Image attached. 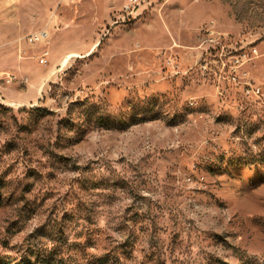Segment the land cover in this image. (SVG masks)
Instances as JSON below:
<instances>
[{
	"label": "rangeland",
	"instance_id": "obj_1",
	"mask_svg": "<svg viewBox=\"0 0 264 264\" xmlns=\"http://www.w3.org/2000/svg\"><path fill=\"white\" fill-rule=\"evenodd\" d=\"M140 1L0 0V264H264V0Z\"/></svg>",
	"mask_w": 264,
	"mask_h": 264
},
{
	"label": "built area",
	"instance_id": "obj_2",
	"mask_svg": "<svg viewBox=\"0 0 264 264\" xmlns=\"http://www.w3.org/2000/svg\"><path fill=\"white\" fill-rule=\"evenodd\" d=\"M143 4V1L140 0H129V3L124 7L126 16H136V13L138 9L141 7ZM134 18V17H133ZM48 39V32L46 30H40L37 32H34L30 35L27 36V43L30 45H35V44H41L45 42ZM46 56V53L43 54V57ZM44 60L41 59L40 63H43ZM14 80L13 76H7L5 79L6 83H11Z\"/></svg>",
	"mask_w": 264,
	"mask_h": 264
},
{
	"label": "trees",
	"instance_id": "obj_3",
	"mask_svg": "<svg viewBox=\"0 0 264 264\" xmlns=\"http://www.w3.org/2000/svg\"><path fill=\"white\" fill-rule=\"evenodd\" d=\"M27 264H60V263L59 261L56 260V255L54 254V252L50 250L47 252V255L35 254V256H33V260L32 261L28 260Z\"/></svg>",
	"mask_w": 264,
	"mask_h": 264
}]
</instances>
